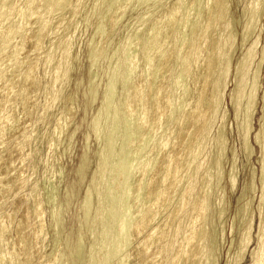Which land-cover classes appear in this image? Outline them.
<instances>
[{
  "label": "rangeland",
  "instance_id": "374dc122",
  "mask_svg": "<svg viewBox=\"0 0 264 264\" xmlns=\"http://www.w3.org/2000/svg\"><path fill=\"white\" fill-rule=\"evenodd\" d=\"M10 1L15 4L17 9H20L24 5L23 0ZM127 1L111 0L112 3L120 2L118 4L115 3L114 5H112L110 0H70L68 6L70 8H67L62 14V23L58 24L57 22H54L55 20H52L51 23L47 25V27L43 31L42 38L39 42H36V38L34 36L36 34L37 26H35L34 28L31 27L33 28L34 32L31 36V39V34L28 33L29 27L24 28L25 32L27 33V39L19 57L16 58L17 62H20V64L22 63V68L19 67V69L11 70V68H8L11 64L7 65V67L4 68V70L6 71H8L9 69L10 70L9 72H6L7 74H5V78L0 82V130L2 132V136L0 139V228L1 224H4V226H6V230L3 233L0 229V240L3 239L2 243L0 244L3 247V250L5 249L4 251H7L11 254H16V256L20 258L22 263H25L28 259V264H49L58 255L63 254L65 257L61 259V262L64 264H68L71 259H75L77 261L79 260L78 264H93L92 262L95 259L97 264L98 260L104 258L103 255L106 252H104V250H106L107 246L110 244L109 241L113 238L112 241L114 242V240L119 237L117 233L114 232V234H112L111 232V235H114V237L116 234L115 239L114 237L110 239L111 236L109 237V239L107 238L109 241L107 239L101 240V238H96V247L99 245L100 246L99 248L97 247L98 249H96L95 247L96 251L93 255L94 259L91 258L92 256L91 252H89V249L90 245L93 242V239H91L90 233L92 232L95 234H99L101 230L100 224L102 223L96 222L93 226L92 224L88 223L91 221L90 218L94 215L97 201L96 193L98 192L99 194H101V191L106 188L105 186L108 183L114 190L112 189V193L108 195L106 200L108 204L106 202L105 206L110 208L112 207L111 205H113L117 208L124 205L126 208H128L129 211V207L131 205L130 200L128 201V203L125 202V199L128 196L127 192L131 190V192H128L129 196L134 195L138 187V181L141 178V174L138 172L135 173V171L132 174L133 177L131 176L130 178V176L127 175L129 174L130 170L126 167H129L130 163L132 162L133 149L132 151H130L129 146L127 148L124 147L123 149V147L120 146L121 142L129 140L133 141L132 144H134V146H137V143L140 140H145V148H147H144L143 152H140V160L144 163L145 159H143V157H145V154L146 157L151 156L153 153V148L157 146V144L159 145L162 139L164 140L172 129V118L169 119V122H166L167 120H162L160 121V123H155L153 121L154 129L144 128L139 134L135 133L131 137V135L128 133L133 131V121H131L132 123L130 121H126L125 123V120L123 118V121L122 119H120L119 122L120 126L122 127L117 126L118 132L116 130V135H113L115 136L113 137L115 139L119 137L117 140H115L117 147L116 144H114L115 148L113 147V149H115V151L113 150L114 159L112 156L110 160V162H112L109 166L105 167L107 168L106 170H108V174L110 173L113 176L110 174L104 175L106 178L102 180L103 185H101L104 188L100 186L99 189H95L92 186V178H99V174H101L99 170L100 168H98L97 165L100 160L102 161V156H99V152L103 146L102 144L105 142H103L102 140L104 139V133L106 137H108L105 128H103V130L101 131L102 134L99 128H97L98 132L93 131V120L98 117L97 112H99L100 107L102 109L104 108L103 111L107 110L109 112L113 108L114 104L117 106L118 103H122V92L120 90L122 87L121 82H124L123 78H126L125 82H129L127 81L129 80V78L130 82L136 80L137 86L139 87L148 86L147 84H145V80H148L150 85H155V88L171 87L173 92H176L179 95H183L181 89H184V87L186 90L188 88L192 90V76L188 79L183 77V79H181V77L177 78L179 76L178 64L180 63V58H178L179 61L173 58L168 60L164 68L160 69V72H157L156 81H151L153 70L149 69V67L145 63V56L147 55L148 50L146 48H142L140 45L142 41H145L147 39L148 30L151 28L152 24L160 19H163L167 15L169 7L174 2H176V0ZM183 1L184 3L182 2L183 4H181L180 6L182 8L179 10L180 12L178 11L179 14L177 13L176 15V22L178 23H176V27L174 24V27L172 29L173 32L172 34L170 33V35L167 36L166 41L167 43H173L177 40L176 44L174 45L175 50L179 49V44L181 41H183V39H185V37L186 39L191 37L192 34H190V30L191 27L196 24L195 22L198 21L199 25L202 26L203 24L204 26L207 18L205 9L203 10L206 2L205 0ZM225 1L228 10L226 12V20H222L221 23L218 24V27L211 30V34L218 36L220 30H223L221 32L223 41H225V39H227V37L231 35L232 48L229 49L231 51L228 50L227 55H229L228 57L230 58L232 66L236 63L237 59L240 58L245 49L248 48L249 44L254 41V39L258 38L256 39L258 42V46L256 45L257 48L256 50H254V54L256 55V57L254 55V58L252 60L253 62H251L252 64L250 63L247 75L245 76L247 82V85H245L247 87H245L246 89L244 88V90H246L245 93L247 94L250 90L249 83L252 81V75L258 78L254 86L256 89V97L254 103V115L252 116L251 121V126L253 129L248 137V144L250 143L249 145L251 146L253 152L252 154L248 155V152H246V150H244L243 148L244 145L240 138V131L242 132L241 127L245 123V113L243 112L244 109L243 111L241 110L243 114L239 112L235 117L234 109L229 98V93L234 86V78L232 75L233 69H231L229 77L226 78V87L224 88L225 91H223L224 96H222L223 99L221 101V104L219 105L220 107L218 106L216 111L214 110L213 112V115L215 116L213 117V119L215 120L211 123V130L206 132L208 136L205 135L207 136V147L204 153L201 154L199 158V160H206L204 163V168L208 169L207 171L211 170L210 172H212L210 173V183L212 184V189L210 190L211 194L209 195L208 202L210 209L208 214L206 215L207 217H204L203 215V218H201L200 221H197L193 226H189L187 230L189 231L192 228L198 229L201 227V225H206L204 228L205 237L203 242H201L200 244H202L204 247V254L212 255L217 264H250L252 261V257L250 254H252L251 252L256 248L258 244L259 236L257 237L258 234L256 233L258 232L260 226H262L264 221V178H261L264 175L262 176L261 174L260 164L261 157L263 155L260 148L261 145L259 146V144H256L253 139V136L256 133L255 131H259L260 127L262 126L261 122H259V117L262 115L264 108V9L257 19L255 27L253 28V31L248 37L247 41L245 43H242L241 36L244 30V26H246V21L249 14L248 12L250 11L249 4H251L252 0ZM122 2H126V4ZM110 4L113 7H111ZM109 5L111 7L110 11H114L117 7L123 6V13L117 22H113L111 18L106 17L108 12H110L108 8ZM228 7L230 8V10ZM188 15L189 17L187 18ZM122 16L124 18H122ZM198 19H200V21ZM179 22H181L182 25L180 24V26H177L179 25ZM29 23L31 24V26H33L32 18H30ZM225 25L228 27H226L227 29L224 28ZM100 28L102 29V31H98ZM33 36L34 38L32 39ZM130 36H135L134 42H132V44H128L127 42V39ZM141 36H143V39L141 38ZM139 37L140 40L138 41ZM62 38L66 39L68 47V50L66 49V51L64 52L69 56L67 67L69 68L70 65L71 67L70 69H68L69 75L67 74L68 80H66V82L68 83L64 82V86L62 85V96L58 101L53 102V94L57 92V90L59 89V85H54L55 87H53L51 91L48 76H44V57L45 54H47L48 50L56 45ZM14 40L15 41L13 42V44L15 45L17 38H15ZM221 41L220 43L224 46V50L222 49L223 52L221 53L224 54L226 52L224 45L225 43ZM195 43H198L197 40L195 41ZM125 44H128L129 47ZM125 46L128 49H124ZM131 46L133 47L131 48ZM123 49L125 51H123ZM7 54L8 53H6V55ZM136 54L137 57L135 59L137 61L138 70L136 69V71L132 73L133 75H128L127 79V77L124 76L125 74L127 75V73L124 71L125 69L123 67H119L118 71H120L117 73V75H119L115 76L119 78L118 80L115 79L117 81L114 84L116 87V89L115 87L113 89V91L115 90L114 93L113 91H111V88L114 85H111V82L109 81H113L112 84L114 83V77H112L114 75L111 73V71L113 72V69L116 66L115 63L118 62V59H120L119 61L130 59L131 55L133 56L132 58H134ZM121 55L125 58H123ZM258 64H260V66ZM30 66L34 67L32 78L35 81L28 80L24 82L23 74H25ZM108 67H110V69ZM165 68L168 70V72L165 71ZM254 69L255 73H253ZM18 71H20V73H18ZM123 71L124 73H122ZM144 71H146L147 73ZM144 73H146V76L144 75ZM17 74L19 75V77ZM164 74L165 76L162 77V75ZM214 75L213 77L215 78L212 77V81L217 79L216 72L214 73ZM111 78H113V80H110ZM175 80H177V83H175ZM178 81L182 84H180ZM107 83L111 87L107 86ZM173 84L176 85L175 88L180 85L179 88H177L178 90L173 88ZM106 87H108V89ZM106 89L110 90L111 92L109 98L110 101H108L109 99L105 100L110 107L105 102V107L102 105L104 104L102 103V101L105 91L107 92ZM46 90H49L48 94L45 92ZM11 91H13V93ZM112 93L114 94L111 95ZM112 96H115V98H113ZM150 96V93H146L145 102L149 101ZM93 99L95 102H92ZM22 101L25 102L22 103ZM108 102L113 103V105L109 104ZM241 102L243 103V105L242 103H240L241 108H243L245 102L244 97ZM48 103L52 105L44 115V107ZM174 109H179V105L176 104ZM140 112L141 111L139 109H134V117L132 119L134 120V122L135 119H137L138 116L141 115ZM174 112L175 111H173V113ZM173 113L172 116L175 117L176 112L174 113L175 115ZM222 116L224 117V120ZM8 117L10 118L8 119L9 123L6 120V118ZM151 119H155L153 115ZM98 120V123L104 126L103 123L105 124V122L102 121L101 118ZM106 126L107 124L105 125V127ZM57 128L62 132L61 137L59 135L58 138L55 133V129ZM219 129H221L222 131V137L225 145L220 163V176L222 178L217 183V181L215 182L216 175H214L216 173V169L214 167V162H216V160L214 159L216 157L215 154L217 153L215 151L217 146L214 142L215 140H217V137L219 135ZM97 134H99V136ZM128 137H131V140L128 139ZM148 141H150L151 143ZM209 143L211 144V146ZM169 146V150L163 153V155H169L174 160H177L182 155L181 142L177 140L175 143ZM119 147L121 148V150L123 149L124 152L119 151ZM121 152L122 155L120 156ZM205 152L208 154H206ZM167 156H164V158H166ZM116 158L124 160H122V162L118 161ZM113 160L115 161V165H113ZM82 162L85 163V167L81 169ZM142 162H140L138 166H140ZM117 164L119 166L118 170L116 167ZM164 164L165 160L160 159L158 162H156L155 167L153 168L151 173H148L149 175H147V177L145 178L147 187L143 192V195L139 197L140 199L137 200V208L144 209L148 207L147 204L150 203V196L154 194L159 187V174L163 171ZM206 164L207 167H205ZM122 165H126V167L124 168L128 169V171L124 169ZM113 166H115L114 168H116V170L112 168ZM120 167L123 168V172L126 171V173H124L127 175L126 180L128 178L130 180L126 181V183H129L127 185L131 186H128V188L130 189L126 190V195L124 196L125 199L121 198L122 201L124 200L123 202L118 199L120 198V196L118 197L116 195L121 194L116 192V190L118 188L119 181H121V179L125 177L123 172L120 170ZM141 167L142 166L138 168ZM113 169L115 171H113ZM231 169V176L233 175L232 177H234L233 179L235 182L234 187H231L229 182V174ZM106 170H104V173H106ZM107 178H109L110 180ZM105 179L109 181L106 183ZM183 182H180V184L178 185L175 181L172 182L171 179L170 181L166 182L167 186L169 185L168 193L164 197L163 203L154 207L152 211L153 218L150 225L146 226L141 231V233L131 235L132 237L128 238L130 240L125 239L130 243L126 245L125 241V249L123 247L120 251L122 256L120 255L119 250L116 251L119 254L116 253L115 256L112 257L113 259L115 258L114 261L111 258L107 261V264H119L120 262H122L121 264H166L164 262V253L168 252L166 245L170 241H172L174 249L176 251L177 246L180 242L179 237H175V235H169L170 237L167 236L160 242H158L157 240L155 242H151L149 240V235L156 229L158 231L160 227L164 225V223H166V221L169 222L168 218L174 209L175 202L177 201L181 193H183V195L185 193ZM35 186L37 190V196L33 198L32 192L35 190ZM113 192L116 194H113ZM89 193L90 195H92L91 197L88 196ZM111 195L113 199L110 198L109 202L108 198ZM86 197H90L89 200L92 201H87L88 203H85ZM112 200H114V202ZM119 200L120 202H122V204L119 203ZM115 201L118 202L116 205L113 204L115 203ZM89 203H92V205H90ZM118 204L121 206H118ZM123 207H121L120 210L121 214L119 215V217H117L119 220H117L116 217L115 219L113 218V216H117V214L114 213L113 216L103 219V222L107 223V221H109L111 222H108L109 225L112 226V222L114 220V222H116L113 223L114 226V224H118L121 218L125 222L126 220L130 221L131 217H128V215L130 214L127 209L124 208L126 211L122 209ZM130 211H132V209ZM124 212L128 217L127 219V217L125 216L126 220L123 219ZM126 212L128 213V215L126 214ZM86 214L87 217H85ZM111 218L112 221L110 220ZM113 226L111 228L112 231H114ZM249 227L250 229L252 228L251 231H249V238L251 237L249 241L250 243H248L247 247L245 248L246 251H244L242 259L237 262L236 257L241 247V239H243V236H245L244 233ZM109 235L110 231L108 232V236ZM79 236L81 238H79ZM120 237L116 239L117 241L115 240L116 243H113L111 241V247L115 246V244L117 243L123 244L124 238H122L121 240ZM119 239L121 242H119ZM79 240H81L82 242H79ZM22 241H24L25 243H22ZM105 241L109 244L105 243ZM101 242L103 244V247L101 251L102 253L99 254V249L102 246V244L99 243ZM97 243L99 245H97ZM104 245L106 247H104ZM118 247L119 245L112 248L114 249ZM77 250H79V252ZM122 251L124 252L123 254ZM77 254L80 255H78L80 259ZM116 255H118V257H116ZM119 255L120 258L123 259L122 261L119 258ZM81 259H83L82 262ZM91 259L92 261H90ZM56 263L57 262H55V264Z\"/></svg>",
  "mask_w": 264,
  "mask_h": 264
},
{
  "label": "bare ground",
  "instance_id": "6f19581e",
  "mask_svg": "<svg viewBox=\"0 0 264 264\" xmlns=\"http://www.w3.org/2000/svg\"><path fill=\"white\" fill-rule=\"evenodd\" d=\"M23 1H24L23 2L24 5L20 9H17L15 4H13L10 0H0V82L5 78V74H7L6 72H9V70H10V69L8 71L4 70V68L7 67V65L11 64L8 67V68H11V70L12 69H19V67L22 68L21 67L22 63L20 64V62H17L16 58L19 57L21 51L23 50V46L26 42V39H27V33L25 32L24 28L29 27L28 33L31 34L30 35V39H31V36L34 33L33 28L35 26H37L36 34L34 36L36 38V42H39L42 38V33L45 30V28L47 27V25H49L52 20H55L54 21L55 23L57 22L58 24H61L63 21L62 20L63 12H65V10L67 8H70V7H68L70 0H23ZM117 1H119V0H117ZM128 1H132V0H128ZM200 1H202V0H200ZM205 1L206 2H205L203 10L205 9V12L207 14V18H206L204 26H203V24H202V26L199 25L198 21L195 22L196 24H194L192 26L193 28L191 27V30H190V34H192L191 37L187 38V39L185 37V39H183V41L180 42L179 49L175 50V48H174V45L176 44L177 40L174 41L173 43H167L166 41H167V36L170 35V33L172 34V32H173L172 29L174 27V24L176 27V23H178V22H176V15H177L178 11L182 8L180 6H181V4L184 3L183 0H176V2H174L169 7V9L167 11V15L166 16L164 15L165 17L163 19H160L157 22L152 24L151 28L148 30L147 39L145 41H142V43H140L142 48H146L148 50L147 51L148 53L145 56V63L149 67V69L153 70V76L151 78V81H156L157 72H160L159 70L164 68V66L168 60H170L172 58L175 60L176 59L178 60V58H180V63L178 64L179 76L178 77L175 76V77H177V78L181 77V79H183V78L188 79L192 76L193 77L192 90H190V88H188L186 90L184 87V89H181V92L183 93V95H179L176 92H173L171 87L155 88V85H150L148 80H145V82H146L145 84H147L148 86L139 87V86H137L136 80H133L130 82V78H129V80H127L129 82H125L126 78H123L124 82L123 83L121 82L122 87L120 90L122 92V99H123L122 103L121 104L116 103L117 106L114 104L113 108L112 109L110 108L111 111H109V112L107 110L103 111L104 108L102 109L100 107L99 112H97L98 117H96V119L93 120V129H94L93 131L98 132L97 128H99L100 132H101L103 130V128H105L106 134L108 135V137H106V135L104 133L103 137H104V139L106 137V139L105 140L102 139L103 142L104 141L105 142L102 144L103 146L99 152V156L100 155L102 156V161L100 160L98 162V165H97L98 168H100L99 169L100 173H101V174H99L100 177L99 178L93 177L92 181H91V184H93L92 186L95 189L96 188L99 189V187L101 185H103L102 180L104 178H106L104 175L108 174V170H106L107 168H105V167L109 166L110 163L112 162V161L110 162V160H111V158L114 154V151H115V149H113L114 144H116L115 140H117L119 138L116 136L117 138L115 139V138H113V137H115L113 135L115 134V132L117 130V126H120V122H119L120 119L123 118L125 120V123H126V121H130V122L133 121V123H134V127H132L133 131L130 132V130H129L130 133L127 132L132 137L135 133L139 134L144 128L154 129L153 121L155 123H160V121H162V120H164V121L167 120L166 122H169V119L172 118V120H171V126H172L171 131L166 136V138L164 137L165 138L164 140L162 139L161 142L159 141L160 142L159 145L157 144V146H155L153 148V153H152V155L150 154L151 156L146 157V154H145L146 158L143 157V159H145L144 163L140 160V152H143V149L145 148V143H146L145 140H140L137 143V146H134V144H132L133 141L125 140V141L121 142L120 146L123 147V149H124V147L127 148L128 146L130 148V151H132V149H133V153H132L133 159H132V162L130 163V166H129L130 168L126 167V165L125 166L122 165V167L123 168L126 167L130 170L129 174H127L130 176V178H131L132 174L134 173V171H135V173H137V172L140 173L141 178L138 181V187H137L134 195L129 196L128 192H131V190H129L127 192L128 196L126 197V199H127V201H126L124 196L126 195V190L130 189V188H128L129 185H127L129 183H126V181H128L129 178L126 180L127 175L124 174V173H126V171L123 172L122 171L123 168L120 167L121 168L120 170L123 172L125 177L123 179H121V181H119L118 188H117L116 192L121 193V194L118 195L114 192H113V194H116L118 197L120 196V198H118L120 200H121V198L125 199V202H127V203L130 200L131 205L129 208H130V210L132 209V211H130V210L128 211V208H126L124 205L121 206L118 204V206H121V207L124 206L122 209H124V208L127 209V211L129 212L130 215H128L127 212H126V214L128 215L129 218L130 217L131 218H130V221L128 220L129 221L128 222L125 219L127 217L125 215V212H124V214L122 213L123 219H125L126 222L123 221L121 218L122 221L120 220L118 222V224H114V226H113V223H116L113 220L112 226H113L114 231L111 230L112 226L109 225V223H111V222H109V221H107V223L105 222L108 226L103 222V219H106V217L108 218V217L113 216L114 213L117 214V216H113L114 219H115V217L116 218L119 217V215L121 214L120 213L121 207H117V208H119V209H117L115 206L111 205V203H110V205L112 207L109 208V207L105 206V203L107 202L106 200H107L108 195H110L112 193V191L114 190L107 183L110 180L109 178H107V179H109L108 181H107V179H105V182L107 183L105 186L106 188L101 186L104 188V190L101 191V194H99L98 192L96 193V196H97L96 200L97 201H96V207L94 210V215L90 218L91 221L90 222L87 221V222L92 224V226L96 222H98V223L102 222V223L100 224L101 230H100L99 234H95L92 232L90 233L91 235L89 234L91 239H93V242L90 245V249H89V252H91V256H92L91 258H93V255L95 254V251H96L95 250V247H96L95 239L96 238H101V240H104L107 238L109 239V237L111 236L110 237V239H111L112 237H114V235L113 236L111 235V232H112V234H114V232L117 233L119 235V237L121 236L120 237L121 240H122V238H124L123 244L117 243V244H115V246H112V247H116L117 245H119L118 248H114V249L111 247V243L113 242L112 241L113 238L110 241L107 239L110 244L106 242L107 240L105 241V243L109 244L107 246L108 249L106 248V250H104V248H103L104 252L106 251L105 254L103 255L104 258H101L100 260L97 259L98 260L97 264H105V263L107 264V261L110 260L113 256H115V254L117 253L116 251H118V250H119V253L121 255L120 251L125 245V241H126L125 239L132 237L131 235H133V234L136 235V234L141 233V231L146 226L150 225V223L152 222V218H153L152 211H153L154 207L163 203L164 197L167 195L168 190H169V185L167 186L166 182L170 181V179L172 182L175 181L177 185L180 184V182L184 181L183 185H184L185 193H184V195H183V193H181L180 196L178 197L177 201L175 202L174 209L168 218L169 222L166 221V223H164V225H162L158 231L156 229L153 232H151V234L149 235V240L151 242H155L156 240L158 242H160L163 239H165L167 236L170 237L169 235H175V237H179L180 242L177 246L176 251L174 249L172 241H170L166 245L167 250H168V252L164 253L165 254L164 262L166 264H171V263L172 264H217V262H215V259L213 258L212 255H210V254L205 255L204 254V251H203L204 247L202 244H200L201 242H203L204 237H205V229L204 228L206 225L204 226V224H203L198 229L192 228L189 231L187 230V228L189 226H193L197 221H200L201 218H203V215L205 217L208 214L209 209H210L208 202H209V195L211 194L210 190L212 189L211 188L212 184L210 183V173H212V172H210L211 170L207 171L208 169L204 168V163L206 160H204V159L199 160V158H200L201 154L204 153V151L207 147L206 146L207 145V139L206 138L208 135L206 134V132L211 130L210 129L212 126L211 123L215 120V119H213V117H215L213 115V112H214V110L216 111L217 107L221 104V101L223 99L222 96H224L223 91H225L224 88L226 87L225 82H227L226 78L229 77V73H230L231 69H233L232 75L234 78V86H233V89L229 93V98L231 100V104H232V107L234 109L235 117L238 115L239 112H241V110L243 111V109H244L243 112L245 113V115H244L245 123L243 122L244 125H242V127L240 126L242 129V132L240 131V133H241L240 138H241V141L244 145V146L243 145L242 146H243L244 150H246V152H248V155L252 154V152H253L251 146L249 145L250 143L248 144V141H249L248 137H249V135L253 129L251 126V121H252V116L254 115L253 112H254V106H255L254 103H255V97H256L255 96L256 95V91H255L256 89L254 86H255V83L257 82L256 80L258 78L256 76L252 75V79H251L252 81L249 83L250 90L248 91L247 94L245 93L246 90H244V88L247 87L246 86L247 82H246L245 76L247 75L250 63L253 62L252 60H253L254 55H255L254 50H256V48H257L256 45L258 44L256 39H258V38L254 39V41H252L249 44L248 48L245 49V51L240 56V58L237 59L236 63L232 66L231 62H230V58L228 57L229 55H227L228 50L230 48H232L231 47L232 46L231 35L229 37H227V39H225V41H223L222 36H221V34H222L221 32L223 30H220L218 36L211 34V32H212L211 30L218 27V24L221 23L222 20H226V18H225L226 12L228 11L227 5L225 3L226 1L225 0H205ZM110 2H111V0H110ZM115 3L118 4L120 2H115ZM115 3H112V5H114ZM122 3H124V2H122ZM124 4H126V2ZM110 5L108 7L109 11H110V8L113 7L112 5L110 7ZM249 5H250V11L248 12L249 14H248V18L246 21V26H244V30H243L242 36H241V42L242 43H245L247 41L248 37L250 36V34L252 33L253 28L255 27L256 21L264 9V0H252L251 4H249ZM108 8H107V10H108ZM229 10H230V8H229ZM93 12H94V10H93ZM122 13H123V6H120V7H117L114 11L112 10V11L108 12L106 17L111 18V20L113 22H117L118 19L120 18V16L122 15ZM197 13H199V12H197ZM189 15L187 16V18L189 17ZM30 18H32V20H33V23H32L33 26H31V24L29 23ZM122 18H124V17L122 16ZM200 18H201V16H200ZM198 20L200 21V19H198ZM227 22H228V20H227ZM180 24L182 25V23L179 22V25H177V26H180ZM31 27H33V28H31ZM144 27H145V24H144ZM195 27H197V28H195ZM226 27L227 26L225 25L224 28H226ZM140 29H142V28H140ZM100 30L102 31L101 28L98 31H100ZM174 33H175V31H174ZM34 36L32 37V39L34 38ZM54 36H56V35H54ZM143 36H144V34H143ZM143 36H141V38ZM15 38H17L18 42L16 41V44L14 45L13 42L15 41L14 40ZM220 38L225 43L224 45H225V51L226 52L224 54L221 53V52H223L222 49L224 48V46H223V44L220 43V41H221ZM134 39H135V36L128 37V39H127L128 44L129 43L132 44V42H134ZM139 40H140V37H139L138 41ZM196 40L198 43H195ZM194 43H195V46H194ZM128 44H125V45L128 46ZM188 46H189V48H188ZM132 47L133 46H131V48ZM67 48L68 47H67L66 39L62 38V39H60V41L56 45H54L50 50H48L47 54H45V57H44V67H45V75L44 76L45 77H46V75L48 76V79L50 81L51 91H52L53 87H55L54 85H59V87H58L59 89L57 90V92H55L53 94L54 95L53 96V102L58 101L60 99V97L62 96L61 94L63 93L62 92L63 83L64 82L68 83V82H66V80H68L67 74L69 72L68 69H70L71 65L69 68L67 67L68 66L67 61H68L69 56H68V54L64 53ZM124 49H128V48H126V46H125ZM124 49H123V51H125ZM229 51H231V50H229ZM6 53H8V54L6 55ZM124 55H126V54H124ZM132 55L130 56L131 58L128 57L130 59H124L123 61L122 60L119 61L120 59H118V62L115 63L116 66L114 65L115 66L114 69L112 68L113 72L111 71V73L114 75V76H112V74H111V76L114 77V83L112 84L113 81H109V82H111L110 83L111 85H114L115 82L119 78V77H115V76L119 75V74L117 75V73L120 71V70L118 71L119 67H121V68L123 67L125 69V70L124 69H122V70H124L127 73V75L126 74L124 75L126 77L128 75L132 74L134 71H136V69L138 70L137 61L135 59L137 57V54L134 56V58H132L133 57ZM255 57H256V55H255ZM123 58H125V57H123ZM260 64H258V65L260 66ZM24 65H25V61H24ZM92 65H94V64H92ZM95 65H96V63H95ZM256 65H257V63H256ZM108 68L110 69V67H108ZM250 69H252V68H250ZM257 69H258V67H257ZM33 71H34V67L30 66V68L25 72V74H23L24 75L23 76L24 82H26L28 80L35 81L32 78ZM124 71L122 73H124ZM165 71L168 72V70L166 68H165ZM144 72H146V71H144ZM215 72L217 75V79L212 81V77H213ZM18 73H20V71H18ZM146 73H144L145 76H146ZM169 73H171V72H169ZM253 73H255V69H254ZM256 75H257V72H256ZM163 76H165V74L162 75V77ZM248 76H250V75H248ZM18 77H19V75H18ZM20 78H21V76H20ZM213 78H215V77H213ZM115 79H117V80H115ZM127 79H128V77H127ZM110 80H113V78H111ZM176 81L177 80H175V83H177ZM9 82H10V80H9ZM108 83H107V86H110V85H108ZM92 84H93V82H92ZM174 84H173L174 87L172 86L173 88H175V86H176ZM180 84H182V83H180ZM179 86L177 88H179ZM114 87H115V85L112 86L111 91H113ZM106 88L108 89V87H106ZM177 88H175V89H177ZM115 89H116V87H115ZM11 90H12V88H11ZM11 92L13 93V91H11ZM45 92L48 94L49 90H46ZM45 92H44V94H45ZM110 93H111L110 90H107V92L105 91L102 103H104V102L106 103L105 100L110 98ZM114 93H112L111 95H113ZM146 93L151 94L148 102H145ZM112 97L115 98V96H112ZM243 97L245 98V102H244L243 108H241L240 103H242L241 100L243 99ZM120 99H121V97H120ZM108 101H110V99ZM24 102L22 101V103H24ZM92 102H95L94 99ZM105 103L102 105L104 106ZM109 104L113 105V103H109ZM176 104L179 105V109H177V110L174 109ZM51 105L52 104H50V103L45 105L44 111H43L44 115L51 108ZM242 105H243V103H242ZM136 108L141 111L140 112L141 115L138 116V118L135 119V122H134V120H132L134 117L133 111ZM110 109H108V110H110ZM173 111L176 112V115L174 114L175 112L173 113ZM136 112H137V110H136ZM172 113L175 115V117L172 116ZM152 115L155 118L154 120L151 119ZM100 118L102 119V121L105 122V124L103 123L104 126H102L98 123V121H99L98 119H100ZM222 118L224 120L223 116H222ZM8 119H10V118L9 117L6 118L7 122H8ZM123 119H122V121H123ZM0 121H1V119H0ZM259 122H261L262 126L260 127L259 131H255L256 133L253 136L254 137L253 139L256 142V144H259V146L261 145L260 148H261L263 156L261 157V163L260 164H261V174L263 176L264 175V108H263L262 115L259 117ZM106 124H107V126L105 127ZM12 127H13V125H12ZM120 127H122V126H120ZM60 129H58V128L55 129V133H56L57 138L59 135L61 137L62 132ZM221 129H219V135L217 137V140H215V142H214V143H216V146L218 148V150H217V148L215 149V151L217 153L215 154L216 157L214 160H216V162H214L212 160L215 163L214 167L216 169V171H215L216 173L214 175H216L215 182L217 181V183L222 178L220 176L221 175L220 174V171H221L220 170V163H221V159L223 156V150H224V145H225L224 141H223V137H222L223 134H222ZM3 131H6V130H3ZM117 132H118V130H117ZM6 133H8V132H6ZM101 134H102V132H101ZM97 135L99 136V134H97ZM205 135H207V136H205ZM1 136H2V132L0 130V139H1ZM154 136H153V138H154ZM131 137H128V139H130ZM137 137H138V135H137ZM211 139H213V138H211ZM177 140H179L181 142L182 155L177 160H174L169 155L168 156L163 155V153H165L169 150V148H170L169 145H172ZM148 142H150V141H148ZM210 146H211V144H210ZM212 146H213V144H212ZM116 147H117V144H116ZM119 149H118L119 151H123V149L121 150L120 147H119ZM112 151H113V153H112ZM132 154H131V156H132ZM206 154H208V153H206ZM121 155H122V152H121L120 156ZM118 156H119V154H118ZM118 156H116V157H118ZM164 156H167V157L164 158ZM122 157H124V156H122ZM130 158H132V157H130ZM113 159H114V156H113ZM160 159L165 160V164H164L163 171L159 174V181H160L159 187H158L157 191H155V193L150 196L151 199H150V203L147 204L148 207L144 208V209L143 208L139 209V208H137L138 206L136 207V204H137V200L140 199L139 197H141L143 195V192L145 191V189L147 187V183L145 181V178L147 177V175H149L148 173H151V171L155 167L156 162H158ZM208 159H209V157H208ZM117 160L122 161L124 159L120 160V158H118ZM139 161L142 162V164L140 165V166H142L141 168H138V167H140V166H138V164H140ZM209 161H210V159H209ZM122 162H120V163H122ZM113 165H115V161L113 162ZM84 167H85V163L82 162L81 169ZM114 167L115 166H113L112 168H114ZM116 167L118 170L119 169L118 164L116 165ZM205 167H207V164L205 165ZM209 167H210V165H209ZM126 168H124V169H126ZM114 169L116 170V168H114ZM114 169H113V171H115ZM128 169H126V170L128 171ZM104 170H106V173H104ZM231 172H232V169L230 171V174L228 173L229 174V182H230V186L234 187L235 182L233 179L234 177H232L233 175L231 176ZM110 175H112V174H110ZM112 178H111V180H112ZM261 178H264V176ZM48 181H50V180H48ZM211 181H212V179H211ZM263 182H264V179H263ZM129 187H131V186H129ZM184 190H183V192H184ZM263 193H264V191H263ZM36 196H37V190H36V186H35V190L32 192V197L34 198ZM88 196L91 197L92 195H90V193H89ZM153 196H154V198H153ZM89 198L86 197L85 203L87 201L88 202L90 201ZM110 198H112V195L109 196V198H108L109 202H110ZM115 198H114V200H115ZM114 200H112V201L114 202ZM120 200H119V203L122 204V202L124 200L123 201L121 200L122 202H120ZM117 203L118 202L115 201V203H113V204L116 205ZM127 203H126V206H127ZM89 204L92 205V203H89ZM107 204H108V202H107ZM86 205H88V204H86ZM60 209H61V207H60ZM89 209H90V207H89ZM86 210H88V209H86ZM115 210H116V212H115ZM220 216H221V213H220ZM85 217H87V214ZM128 217H127V219H128ZM56 218H59V217H56ZM110 220L112 221V218ZM117 220H119V219L117 218ZM250 227L246 229V232L244 233L245 236H243V239H241V247H240L238 255L236 257L237 262H239L242 259L243 253H244V251H246L245 248L247 247L248 243H250L249 241H250L251 237L249 238V236H250L249 231H251V229H252V228L250 229ZM109 228H110V230H109ZM258 228H259V226H258ZM0 229L3 233L6 230V226H4V224H1ZM92 231H93V229H92ZM109 231H110V235L108 236ZM258 232L256 233V234H258L257 237L259 236L258 237V244H257L256 248L251 252L252 254H250L252 257V261L250 264H264V221H263L262 226H260V229L258 230ZM119 237H117V238H119ZM79 238H81V237L79 236ZM115 238H116V234H115L114 239ZM2 240H0L1 241L0 243H2ZM115 240L113 243H116ZM128 240H130V239H128ZM168 240H169V238H168ZM79 242H82V241L79 240ZM119 242H121L120 239H119ZM22 243H25V242L22 241ZM129 243L130 242L126 241V245ZM99 244H102V242ZM99 244L97 243V245H99ZM107 244H105V245H107ZM105 245H104V247H106ZM112 245H114V244H112ZM99 246H97V247L99 248ZM97 247H96V249H98ZM102 247H103V244H102L101 248L99 249L100 250L99 254L102 253L101 252ZM81 249H82V247H81ZM124 249H125V247H124ZM124 249H123V251H124ZM4 250L0 244V264H28L27 258H26L27 259L26 262L22 263L20 258L18 256H16V254H13V253L11 254V253L4 251ZM12 250H14V249H12ZM79 250H77V251L79 252ZM123 251H122V254L124 253ZM81 253H80V255H81ZM119 253H117V254H119ZM78 255L79 254H77V256ZM120 255H119V258H120ZM235 255H236V253H235ZM64 257L65 256L63 254H60L49 264H55V262L64 264L61 262L62 261L61 259H63ZM116 257H118V255H116ZM81 258H82V256H81ZM79 259H80V257H79ZM114 259H113V261H114ZM120 259H121V261L123 260L122 258H120ZM82 261H83V259H81V262ZM90 261H92V259ZM113 261H112V263H113ZM78 262H79V260L77 261L75 259H71L68 262V264H78ZM94 262L96 264L95 259L92 263L94 264ZM121 263L122 262H120L119 264H121ZM227 264H229V263H227Z\"/></svg>",
  "mask_w": 264,
  "mask_h": 264
}]
</instances>
